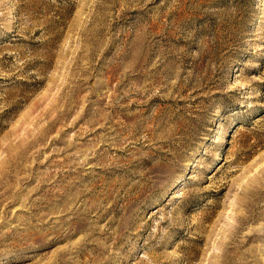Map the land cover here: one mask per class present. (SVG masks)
Instances as JSON below:
<instances>
[{
	"label": "rangeland",
	"instance_id": "1",
	"mask_svg": "<svg viewBox=\"0 0 264 264\" xmlns=\"http://www.w3.org/2000/svg\"><path fill=\"white\" fill-rule=\"evenodd\" d=\"M0 264H264V0H0Z\"/></svg>",
	"mask_w": 264,
	"mask_h": 264
}]
</instances>
